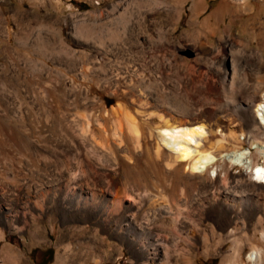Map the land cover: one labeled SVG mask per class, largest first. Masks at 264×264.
<instances>
[{"label":"rangeland","instance_id":"1","mask_svg":"<svg viewBox=\"0 0 264 264\" xmlns=\"http://www.w3.org/2000/svg\"><path fill=\"white\" fill-rule=\"evenodd\" d=\"M119 1L123 0H0V172L6 171L13 175L15 170L9 167L10 160L22 156L24 167H17L16 171L20 170L22 181H28L44 173L46 167L55 168V158L64 157L67 153L41 145L33 136L34 129H43L49 140H64L63 143L68 140L64 124L68 119H65L68 113L65 98L69 79H65L64 74L78 79L79 70L62 62L59 53L54 55L55 59L49 60L51 69L42 70L45 67L43 61L46 52L39 41L41 38L54 41L58 30V40L62 38L68 42L77 66L88 57L95 58L98 64L116 65L119 71L126 70L127 65L134 68L140 64L138 67L146 74L148 82H155L154 76L158 74L155 83L160 92L166 90L164 80L167 58L173 61L178 57V70H182V77L174 68L168 72L170 78L179 81L182 86L180 91L166 90L167 96H173L179 103L191 101L200 106L204 122L210 129L218 131V135L213 136L211 141L202 140L200 146L211 147L218 138L226 137L228 127L231 126L237 130L239 137L230 138L223 151L251 147L243 133L248 128L247 116L244 115L242 119L235 115L218 118L215 112L227 99L220 77L225 74V68L231 66V61L224 60L229 49L228 43L233 45L238 58L234 84L237 99L243 100L244 93L250 91L264 104V0H205L199 19L202 21L210 18L217 27L207 53L198 47L189 32L194 0L182 3L178 29L174 35L169 36L166 44L160 42L155 34L153 21L165 15L172 0L162 5L144 0L149 4L146 8L153 11L146 28L152 36L155 35L148 41L141 39L138 47L127 39L135 18V12H130L126 29L120 30L117 41H106L107 46H112V52L109 51L112 60L109 61L108 56L98 48L88 45L83 38L78 39L75 32L82 24L101 29V34H105L106 28H119L118 20L109 15L108 11ZM236 10L243 13L240 16L242 23H235ZM101 11L104 15L98 17ZM227 25H232V28L222 31ZM200 32L201 40L208 43L207 30L201 28ZM92 40H89V44L94 42ZM129 63L135 64L131 66ZM49 70H52L51 74ZM155 70L156 73L152 72ZM89 85L90 95L105 102L108 109L123 102L129 104L128 107L136 114V105L129 97L123 98L110 92L111 86L100 88L94 83ZM84 86L87 85L82 84L83 90ZM123 90L124 84H118L116 91L123 93ZM27 92L31 94L28 96ZM34 96L38 97L40 104L34 103ZM218 122L222 124L219 129ZM114 142L111 141L114 152L98 147L95 159L90 163L93 184L104 187L110 175L114 174L118 177L128 176L135 193L157 188L159 184L155 170L147 165L151 153L149 148L154 150L155 143L147 140L138 147L131 139L122 145ZM193 145H197L196 142ZM252 150L254 161L262 164L264 154L258 153L257 149ZM167 152L164 160L168 157ZM31 158L41 159L40 170L31 166ZM187 165V162H183V176L178 179L174 177L184 208L174 226L161 223L159 211L154 206L152 209L148 197L134 204L127 202L134 206V222L138 228L126 224L132 218L120 216L122 208L117 212L119 222L114 225L111 218L115 216L111 212L104 215L98 214L92 206L81 209L74 207L73 199L68 194L74 191L73 186L66 188L54 201L48 200L47 208L43 211L34 206L33 214H25L24 198L19 190L0 180V264H57L59 251L63 253L64 264H221L223 257L229 255L234 246L230 234L237 219V207L241 226L236 232L239 254L235 260L233 258L232 264H264V185L253 181L248 167L235 164L228 156L216 160L207 174L193 173ZM211 174L215 175L210 178ZM217 193L227 194L231 198L235 196L240 202L237 207L222 198L212 199L205 204L198 202L202 195ZM255 195H259L263 201L261 210L252 202L251 198ZM50 211H54L53 216L47 215ZM11 213H17V216ZM38 214L41 219L36 224L33 220ZM257 215L263 217L262 224L255 222ZM10 221L15 222L16 227L13 228ZM166 224L172 227V231L175 229V234H168ZM121 227L129 228L128 232ZM155 237H160L169 246L170 255L161 253L156 260L148 258L146 242ZM256 249L261 255L259 252L251 255Z\"/></svg>","mask_w":264,"mask_h":264},{"label":"bare ground","instance_id":"2","mask_svg":"<svg viewBox=\"0 0 264 264\" xmlns=\"http://www.w3.org/2000/svg\"><path fill=\"white\" fill-rule=\"evenodd\" d=\"M167 1L169 0H152L153 3L158 5L166 4ZM184 1L185 0H172V2H170L171 5L167 7L165 15H163V17L160 16L161 18L153 21L154 31L160 39V42L164 41L166 44L169 36L171 34L174 35L175 31H177V25L183 11L182 3ZM204 1L205 0L193 1L192 17L190 20L191 30H189V32L192 39L198 43V47L207 53L208 50L210 51V44L212 43L214 34L217 32V27L212 21H210V18L200 21V11ZM148 5L144 0L119 1L118 3L113 4L111 9L108 10L109 15L111 14L112 17L118 20L120 24L119 28L114 30L109 27L106 28L105 34H101V32L103 33V31H100L101 29L97 30L93 25L87 26L82 24L79 29L76 28L75 35L78 39L83 38L88 45L93 46L96 49L98 48L99 51H102L103 54L108 56L110 61L112 59L109 56V51H111L112 46L111 48L107 46L106 41H117L120 36V30L124 29L126 27L125 24L129 21L128 14L130 12L131 14L135 12V18L132 28H129L131 32H129L127 39L132 40L133 44H137L138 47V43H140L141 39L144 38L148 41L155 35L153 34L152 36L146 28L148 24L147 22L153 12L151 8H146ZM130 9H132V11ZM242 14L243 13H241L240 10H236L235 23H242V20L240 19ZM103 15L104 13L102 11L97 14L98 17ZM237 18L238 21H236ZM166 25L169 27H166ZM200 27L207 30L206 37L208 39V43L201 40ZM231 28L232 25H227L222 29V31L229 30ZM59 33L60 31L58 30L54 41L51 39L45 40L44 38H41L39 41L44 49V52H46L43 61L45 67H43L42 70L45 68L51 69L49 60L53 58L55 59L54 55L57 53L62 56L60 58L62 62L68 63L67 66L72 68L77 67L79 70L78 79L67 73L64 74L65 79H69L65 98V106L68 110L65 119H68L64 124L68 140L65 143H63L64 140L62 142L49 140L45 136L43 129H34L33 136L36 137L41 145L48 146L54 149V151H66L67 153L64 157L57 156L55 158V168L46 167L44 173H41L38 177L32 178L28 181H22L19 173L20 170L18 172L16 171L17 167L20 169L24 167V159L22 156H17V158H12L10 160L9 167L15 170L13 175H9L6 171L0 172L1 182L5 185L14 186V188L19 190V194L22 195V198H24L23 207L25 208V214L27 212L33 214L34 206L43 211L47 208L49 202L48 200L54 201L60 194L62 195L64 191L67 190L66 188L73 186L74 191H71L70 193L68 192V194L73 199L74 207L81 209L87 206H92L96 209L98 214L101 213L104 215L107 212H111L115 216L111 218V223L114 225L119 222L117 212H119L122 208L123 210L119 213L120 216H128L129 218H132L126 224L138 228V224H135L134 222L136 219V213L133 210V204L135 201L144 200L146 197L149 198V204L152 205V209L154 206V209L159 211L161 223L173 225L177 222L179 216L184 210L182 207L183 204L179 199L180 197L177 191L176 181L174 179V177H177L178 179V177L183 176V162H187V166L193 173L207 174L214 162L223 156H228V159L235 164L242 167H248L251 170L253 181L264 185V162L262 164L256 163L253 158L252 150L257 149L258 153L264 154V104L260 101V99L255 98L256 94L251 95L250 91H246L244 93L245 98L243 100L237 99V91L234 88L236 85L234 84L236 82L235 74L237 70L238 58L235 54L236 51L235 48H233V45L230 43L227 44L229 49L224 58L225 61H231V66L225 68V74L220 77V82L225 91L224 94L227 96L226 103L217 107L215 116L218 118H224L228 115H235L241 119L244 115L247 116L248 128L244 129L243 133L246 134L251 147L249 149L237 147L235 149H227L226 151H223L230 138L237 139L239 137L237 130L231 128L230 126L228 127L227 132L225 131L226 137L218 138L209 148L204 145L200 146L202 140L211 141L213 136L218 135V131L210 129L204 122L203 113H201L202 108L200 106L190 103L191 101L179 103L175 100V98H173V96L169 97L166 94V90H179L182 86V83L179 81L171 79L168 72L169 69L173 70L174 68L175 72L180 74V77H182L180 72L182 70H178L180 65L178 57L174 59L173 56V61L172 59L170 60V57L167 58L168 64H164L166 68L165 71L167 72L164 80L166 90L162 91L164 89H161L162 92H160L156 88L155 83L158 79V74H154L155 82H153V80L148 82V78L145 77L146 74L144 75L143 71H141L140 67H138L140 64L134 66V68L127 65L125 67L126 70L119 71V69L116 68V65L114 67L112 64H108L109 66L98 64L99 62L97 63L95 58L88 57L77 66V63L72 59L74 57L73 51L71 50L68 42L62 38L58 40L57 37ZM92 39L94 42L89 44ZM127 45L128 44H126V46ZM47 53L50 54V56ZM187 63L188 62H186V64ZM121 72H123V74H121ZM152 72L156 73V70ZM51 73L52 70H49V74ZM152 76L153 75H151V77ZM84 83L87 87L84 86L85 88L83 90L82 84ZM93 83L100 88L111 86L110 92L112 91V93L118 94L123 98L129 97L136 105V114L128 107L129 104L127 105L123 102H120L113 108L108 109L105 102H100L98 98L90 95L91 88L89 84ZM120 83L124 84L123 93H118V91H116V87ZM159 84L157 85L159 86ZM29 94L31 93L27 92L28 96ZM34 103L40 104L38 97L34 98ZM240 107L242 109H240ZM217 124V128L219 129L222 124L220 122ZM236 124L237 123H235L234 126ZM60 128L62 130V127ZM128 139H131L138 147L142 146L143 142H147V140L155 143L154 150L153 148H149L151 153L149 154L150 159L147 165L148 168H153L155 170L159 184L157 185V188L152 190L145 189L144 191L140 190L135 193L136 190L134 191L132 188V182L128 176L118 177L114 174L110 175L109 182L104 187L93 184L90 163L95 159L94 156L98 147H104L114 152L113 145L111 144L112 140L122 145ZM193 142H196L197 145H193ZM166 151H168V157L164 160L163 157ZM30 161L32 167H35L38 170L41 169V159L31 158ZM213 171L216 173L215 170ZM214 175L211 174L210 178ZM177 183L179 184V182ZM221 198L222 200L232 202L235 207H237L240 202L235 196H232L231 198L229 195L222 193L213 194L211 196L202 195L199 197L198 202L200 204H205L206 202H210L212 199L215 200ZM251 199L255 207L257 206L260 210L263 208V201L260 199L259 195H255ZM128 201L133 204L128 205ZM238 209L239 208L237 207V219L234 222V226L231 229L230 234L234 240V246L232 247V252L223 257L221 264H232L233 258L235 260V256L239 254V239L236 236V232L241 228V226L238 219ZM53 212L54 211L47 212V215L53 216ZM11 214L14 217L17 216V213ZM157 218L160 219L159 217ZM255 218V222L262 224V216L257 215ZM40 219V214L35 215L33 222L37 224ZM27 222L28 220H26V223ZM14 223L15 222L12 221L10 224L13 228L16 227ZM128 229L123 230L128 232ZM165 230L168 234L172 235V232L175 234V229L172 231V227L170 228L167 226ZM204 236L207 238L206 235ZM146 251L148 258L154 260L158 259V255L161 253L171 254L169 246L161 240L160 237H155L153 240L147 241ZM257 252L259 251L256 249L251 253V255ZM63 259V253L59 251L57 264H64Z\"/></svg>","mask_w":264,"mask_h":264}]
</instances>
